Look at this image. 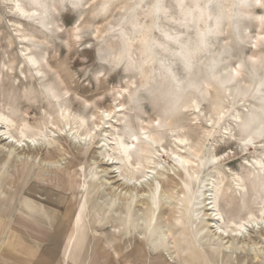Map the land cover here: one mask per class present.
Returning <instances> with one entry per match:
<instances>
[{"label": "rangeland", "instance_id": "rangeland-1", "mask_svg": "<svg viewBox=\"0 0 264 264\" xmlns=\"http://www.w3.org/2000/svg\"><path fill=\"white\" fill-rule=\"evenodd\" d=\"M17 12L9 14L11 23L0 26V134H4L0 150L17 152V127L26 123L28 134H35L43 147L38 158H53L46 165L50 166L48 169L44 167L41 173L37 167L33 170L38 174L26 184L29 191H53L58 199L66 201L64 208L74 214L72 220L78 212L79 196L92 191L89 209L96 221L95 236L102 242L96 264H106L103 258L109 256L112 259L108 263L115 262L113 251L106 244L119 243L120 233L129 228L136 237H150L154 242L155 236L163 239L164 231L168 234L157 242L152 249L155 251H148V256H142L137 264H152L149 260L153 258L181 264H264V191L243 179L252 159L248 150L241 151L230 139V124L225 123L214 132V121L202 115L203 106L194 105L180 132L166 135L158 146L148 149L153 162V170L148 171L150 190L145 185L142 189H129L126 195V185L132 184L130 178L138 175V170L135 159H124L118 142H134V147L138 143V139H125L121 134L123 101L135 84L134 75L123 69L112 72L100 62L95 34L71 52L64 46L67 37L62 34L59 40L50 41L51 47L42 48L38 58L27 43ZM256 12L264 14L260 9ZM80 15L69 10L58 20L70 31ZM251 31L255 35L256 28ZM241 51L248 55L253 49L237 50L234 57ZM31 57L37 64L30 61ZM65 62H70V71L60 68ZM230 66L234 67L235 62ZM50 77L64 87L63 99L33 95ZM60 104L68 111L61 110ZM144 113L140 117V123L145 125L140 130L141 139L145 137L142 133L148 134L147 125L157 126V121L148 120L152 115L149 104L144 105ZM28 142L26 139L24 144ZM53 148L64 151L55 154L51 152ZM48 151L53 155L47 156ZM72 160L87 176H82V180H87L76 188L78 198L73 193L65 195L68 193L63 188L57 191L47 186V180L36 181L40 175L53 179V173L69 167ZM6 178L0 188V201L7 199ZM148 190L146 198L140 196ZM125 196H130L129 200ZM4 214L0 209L4 217L0 223L5 225L10 221ZM10 235L9 230L0 233V264H30L28 256L9 246Z\"/></svg>", "mask_w": 264, "mask_h": 264}, {"label": "clouds", "instance_id": "clouds-1", "mask_svg": "<svg viewBox=\"0 0 264 264\" xmlns=\"http://www.w3.org/2000/svg\"><path fill=\"white\" fill-rule=\"evenodd\" d=\"M257 9L264 11V0H0V26L19 10L17 19L38 58L62 34L69 52L95 34L100 62L135 77L123 101L121 134L138 139V154L180 132L188 111L199 104L205 119L214 121V132L230 124V139L252 159L243 179L264 191V14ZM69 10L81 15L66 31L58 18ZM248 47L251 54L234 57ZM64 90L50 77L33 95L63 99ZM145 104L157 126L147 125L141 139Z\"/></svg>", "mask_w": 264, "mask_h": 264}, {"label": "bare ground", "instance_id": "bare-ground-1", "mask_svg": "<svg viewBox=\"0 0 264 264\" xmlns=\"http://www.w3.org/2000/svg\"><path fill=\"white\" fill-rule=\"evenodd\" d=\"M30 61L34 64H37L35 59L32 57L30 58ZM36 69H38V68H36ZM38 71H39V69H38ZM55 97H57V96H54V98ZM59 107H61L60 108L61 110L64 109L65 111H68L67 107L64 106V104H60ZM27 128H28V125L26 123H23V122H21V124L18 125V127H17L18 136H19L18 142L20 143L19 145H17V149H16L17 152L5 153V152H2L0 150V153H1L0 154V188L3 187V180H5L4 178H6V175H8V178H6V180H7V183L9 185L8 190L6 192L7 196H8L7 199H5L4 201H2V200L0 201V205H1L0 209L5 211V214H4L5 218H9L10 215L8 216L7 214H10V211H12V209H13V212L15 211V214L18 215V218H21V216L19 215V213L17 211V206H18L17 202L19 204L22 201L23 198L21 196L25 195V192L28 190L29 187H26V184L32 181L31 178L34 177L33 175L38 174L39 171H40L39 173H41L44 170V167H46L47 164L51 163V160L53 159V158H46L45 160H42V158H38L40 156L39 153L41 151H43V147L40 146V144H38L35 134H32V135L28 134ZM2 134H0V138H3ZM142 134H143V136L148 135L147 132L142 133ZM26 139L30 141V142H28L27 145L24 144V142H26ZM134 139H137V138H133V140ZM33 140H35V143H32ZM10 143H11V141H10ZM146 143H147V141H146ZM132 144L133 145H131V143H126V142H123L121 140L118 142V150L124 155V159L125 160H130L132 158L135 159L134 160L135 161L134 166L138 170V171H136V172H138V175L133 174L134 176H132L130 178V183H132V184H130V185L125 184L126 188H127V192H125L126 195L128 194L129 189H133V190H137L139 188L142 189V188H144L143 186H145V185L147 187H149V190L151 188V186L149 184V180H148L149 179L148 175L150 173L148 171L153 170V168H152L153 162L149 156L150 152L147 150L144 153V155H139L136 152V147H134V142H132ZM52 147H54V146H52ZM61 149L53 148V149H51V152H53L55 154H60V153H62V151H64ZM51 152L48 151L47 156H52L53 154ZM38 160H39V162H38ZM47 161H49V162H47ZM76 163L72 160L70 162L69 167H65V168H63V170H58V171L54 172L53 173V179L52 178L49 180L43 179L40 175V176H37L36 181L47 180L49 182L47 184V186L50 185L51 187H53V189H57V191H60V189L63 188V190H66L68 193L65 195L69 196V195H71V193H73V195H74L73 197L78 198L79 194H78V192H76V188L78 187V185L80 183L83 184L84 182H86L87 179L82 180V176L83 177H87V176L83 175V173H85V171H83V173H82V171H80L78 168H76ZM36 167L38 168V169H36V170H38V172L33 173V170ZM49 167L47 166L46 168L48 169ZM88 170L90 171V167H88ZM5 173H7V174H5ZM132 181L133 182L135 181V183H133ZM149 190L147 192H145L146 191L145 190L144 194L140 193L141 194L140 196H142V197L148 196ZM125 193L123 195H125ZM92 195H93L92 191L88 190L86 195L84 192V194L82 196H79V199H80L79 200V208H78V213H77V217L75 220L76 225H75L74 230H73L74 235H73L72 239L77 237L76 236L77 234H78V237H77L75 244H73L74 247L71 249L70 255H66L68 258L70 257L69 260H73V261L76 260L80 264H84V263L92 261V260L94 262V260L97 258V255L99 253V249H101V246H102V244H101L99 247H97L96 251H93L95 249V246L90 245V244H93V243L100 241L99 240L100 237L95 236L96 231L94 229V224L96 221H95L94 217L91 216L92 214H91L90 209H89V204L91 203V201L93 202V198H92L93 196ZM130 196H125L126 201H127V199L129 200ZM136 196H138V195H136ZM148 200H149V198L147 199V201ZM213 203H215V201ZM24 205L28 206L29 203L24 202ZM93 207H95V205ZM148 208H149V206L146 207V209H148ZM20 209H21V207L18 210H20ZM11 216L15 217V216H13V213ZM0 218H4V217L2 216ZM27 218H28L27 219L28 222H32L33 224H35L37 226L45 228V226H43L42 224L32 220L30 216H28ZM21 226H27L26 222H24V224ZM3 227H4V224L0 223V230H2ZM9 228H10V226H9ZM10 230L12 233L16 234V232L18 231V228H17V226L16 227L12 226L10 228ZM166 235H168V234H167V232L164 231L163 239H165ZM120 236H121L120 237L121 240H119V243L116 245V247L113 246L114 244L113 245L112 244L110 245V243L106 244V245H108V249L109 248H116V251L112 254H114L113 258H115V261L118 264H128V263H130L129 261H131V260L136 262L137 259L139 260L141 258L140 257L141 254L148 256L146 254L145 250L146 249H150V250L154 249L157 242H159L160 240H163L161 238V236H159L160 238H157V236H155L154 240L156 242L152 241V238H150V237L148 238L146 236L142 237V238H138L135 236V232H133L132 229L130 230V228L128 229V231L122 232V234L120 233ZM214 236H215V234H214ZM37 246L39 247L40 245H37ZM33 247H35V246H33ZM80 249H84V250L88 251V256L81 257V255H80L81 250ZM104 249H106V248H104ZM93 254H94V258L92 259ZM110 259H112V256H109L108 258L104 257L103 261H106L108 263L109 261H111ZM161 259H163V258H161ZM155 260L152 259V262H154ZM185 260L188 262L190 261V259H188V258H186ZM168 262L171 263L170 261H168Z\"/></svg>", "mask_w": 264, "mask_h": 264}, {"label": "crops", "instance_id": "crops-1", "mask_svg": "<svg viewBox=\"0 0 264 264\" xmlns=\"http://www.w3.org/2000/svg\"><path fill=\"white\" fill-rule=\"evenodd\" d=\"M25 192V195L21 196L23 199L18 204L17 202V211L21 218H18V215L15 214V211H10L9 221L6 223L0 233H6L7 230L10 231L11 235L8 237L9 246L14 248L13 251L16 250L20 251V254H24L25 257L27 256L30 258V264H80L76 260H69L66 255H70L71 249L74 247L78 234L74 239H72L74 233V227L76 225V217L72 220L71 214L67 213V208H64L66 205V201L62 200L61 198L58 199L55 193L50 190H38L37 191H29ZM53 194L55 197H53ZM7 195V194H6ZM8 197V196H7ZM3 201V200H2ZM24 202H28L29 205L25 206ZM21 207L20 210H18ZM5 212V211H4ZM13 216L15 217H12ZM3 215H0L2 217ZM30 216L32 220L42 224L44 227L37 226L32 222L27 221V217ZM26 217V218H25ZM7 219V218H6ZM26 222L27 226H21ZM22 223V224H21ZM12 226L18 228L16 234L12 233L10 228ZM67 231V232H66ZM65 232V233H64ZM44 233V234H43ZM105 238H102V241ZM48 243V244H47ZM102 242L98 241L96 243L90 244L91 246H95L93 251L97 250ZM114 247L118 243H111ZM110 244V245H111ZM37 245H40L39 247ZM35 246V247H33ZM110 251H116V248H109ZM108 249V250H109ZM81 250V257L88 256V251L84 249ZM146 254L148 255V251H155L146 249ZM60 252V253H59ZM112 252V253H113ZM19 253V252H18ZM98 256V255H97ZM141 254V258H142ZM60 260L58 261V259ZM94 258V254L92 259ZM97 259V258H96ZM93 260L86 262L84 264H96L97 260ZM146 259V258H145ZM154 259V258H153ZM111 260V259H110ZM140 260V259H139ZM129 261L128 264H137V261ZM161 262L160 264H170L168 261H164V259L155 260L154 262L150 261L152 264H156V262ZM101 262V261H100ZM103 263H107L106 261H102ZM114 262V261H113ZM173 263L181 264L179 262L173 261ZM171 263V264H173ZM113 264H118L116 261Z\"/></svg>", "mask_w": 264, "mask_h": 264}, {"label": "snow or ice", "instance_id": "snow-or-ice-1", "mask_svg": "<svg viewBox=\"0 0 264 264\" xmlns=\"http://www.w3.org/2000/svg\"><path fill=\"white\" fill-rule=\"evenodd\" d=\"M32 143H35V140H33ZM181 163H183V162H181Z\"/></svg>", "mask_w": 264, "mask_h": 264}]
</instances>
